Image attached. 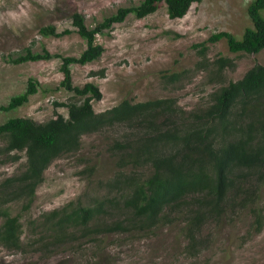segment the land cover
<instances>
[{
	"label": "rangeland",
	"instance_id": "obj_1",
	"mask_svg": "<svg viewBox=\"0 0 264 264\" xmlns=\"http://www.w3.org/2000/svg\"><path fill=\"white\" fill-rule=\"evenodd\" d=\"M138 1L0 0V102L6 103L12 94L23 91L28 77L37 80V91L27 102L14 109H0V122L15 115L37 121L57 112L66 115L67 107L55 101L67 102L73 95L59 84L63 77L60 57L23 62L9 58L25 53L27 48L78 55L86 43L71 22L73 11L83 13L91 26L118 6ZM249 1H193L187 12L176 18L168 16L165 2L160 1L146 16L129 14L110 30L96 35V41L104 47L98 59L71 64L72 82L98 84L102 96L92 99L96 111L123 98L137 101L164 96H174L187 110L201 107L207 103L209 92L240 78L255 63H264V48L255 53L231 51L226 39L220 38L206 41L207 60L224 55L234 59L235 67L225 68L223 80H219L210 66L197 64L202 58L198 43L211 33L229 30L239 38L244 28L251 26ZM46 24L72 31L45 36L39 28ZM172 72L178 74L175 81L166 77ZM126 131L125 124L117 123L84 134L78 150L56 157L46 167L28 209L22 210L19 201L10 203L11 212L19 213L22 222L21 244L13 248L0 244V264H264V184L255 203L261 217L259 230L250 205L240 203L226 206L218 217L206 218L197 227L191 224L188 212H170L156 224L137 221L126 223L124 229L86 234L76 230L63 239L48 236L41 226L32 227L28 220L44 210L76 198L89 202L96 195L116 190L109 181L120 168L110 143ZM3 145L0 139V179L19 171L25 163L23 151H18L19 159L13 160L3 152ZM147 171L138 169L143 175ZM123 216L113 210L107 219Z\"/></svg>",
	"mask_w": 264,
	"mask_h": 264
},
{
	"label": "trees",
	"instance_id": "obj_2",
	"mask_svg": "<svg viewBox=\"0 0 264 264\" xmlns=\"http://www.w3.org/2000/svg\"><path fill=\"white\" fill-rule=\"evenodd\" d=\"M160 1L165 2L168 16L176 18L183 16L193 1L200 0H139L118 6L91 26L83 13L73 11L71 22L86 43L78 55L27 48L25 53L9 58L23 62L60 57L63 77L59 84L73 95L67 102L55 101L67 107L66 115L57 112L44 121L15 115L0 122L3 152L13 160L19 159L18 151L25 154L24 166L0 179L1 245L13 248L21 244L22 222L19 213L11 212L10 203L19 201L22 210L28 209L53 159L78 150L84 134L117 123L125 124L127 131L110 143L120 168L109 181L116 190L96 195L89 202L76 198L44 210L28 220L32 227L41 226L48 236L63 239L76 230L86 234L124 229L126 223L137 221L156 224L170 212L190 213L191 224L197 227L206 218L218 217L226 206L240 203L250 205L256 230L260 229L255 203L264 184V63H255L240 78L221 84L209 92L205 105L190 110L181 107L174 96H164L137 101L123 98L96 111L92 99L102 96L98 84L72 82V63L90 62L104 51L96 41L98 33L110 30L129 14L143 17L154 12ZM247 14L252 24L244 28L241 37L219 30L198 43L202 58L197 64L210 66L219 80H223V70L234 68L235 62L224 55L207 60L206 41L225 38L231 51L255 53L264 48V0H250ZM39 30L45 36L72 31L57 30L54 24L42 25ZM166 77L175 81L178 74L172 72ZM36 91L37 80L30 76L24 90L12 94L6 103L0 102V109H14ZM139 168L148 171L143 175ZM113 210L124 216L107 219Z\"/></svg>",
	"mask_w": 264,
	"mask_h": 264
}]
</instances>
